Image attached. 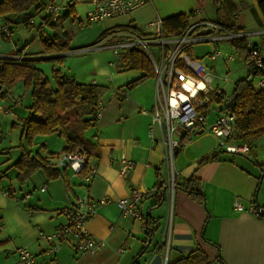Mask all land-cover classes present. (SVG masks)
Listing matches in <instances>:
<instances>
[{
    "label": "crops",
    "instance_id": "crops-1",
    "mask_svg": "<svg viewBox=\"0 0 264 264\" xmlns=\"http://www.w3.org/2000/svg\"><path fill=\"white\" fill-rule=\"evenodd\" d=\"M61 1L63 3L64 0ZM230 1L234 24L239 29V32L231 33L236 37L245 35L249 45H256L264 55V15L257 5V0ZM184 2L183 0H149L132 11L129 20L136 25L140 23L137 26L143 28L148 21L155 18L162 19L177 13L201 14L203 11L201 0H192L198 2V5L191 3L187 8ZM35 6L25 13L9 15L6 24L3 21L4 17L0 15V58L15 57L10 53L16 50L20 51L19 56L33 59L35 62L50 58L52 59L49 61L50 70L57 68L63 77L77 82H98L105 85L107 90L102 96L101 114L96 119L95 126L84 132L89 141L88 145L91 146L86 158L88 169L93 168L89 178L79 171L74 173L70 166L58 167L60 158L65 153L62 152L65 142L56 134L57 132L35 135L32 146L24 147L32 156L46 157L49 153H57L54 158H49L47 161L57 168L58 175L51 176L43 169H38L29 178L30 180L33 178L31 186L27 178L24 182H19L16 189L11 185L12 180L15 179L9 177L10 184L0 187V251L6 254L5 258L11 257L15 261L18 260L15 264H23L15 250L19 247H27L35 256L33 264H54V261L62 264H130L131 259L145 244V221H140L132 215H123L114 200L128 196L132 188H138L144 192L139 207L144 217L146 211L150 210L149 216L158 220L157 230L150 238V242L145 245L147 250L139 259L142 264H168L188 254L197 245L205 251L210 264H264V218L257 216L256 208L251 209L252 203L255 207L257 181L259 182L261 178L257 177L261 176V166L257 163L264 162V148L254 150L248 142L235 140V144H247L249 150L246 153H233V155L224 153L215 160L199 163L203 154L217 150L219 147L224 149L220 146L219 138L215 137L207 127L211 121L208 120L209 115L216 116L226 105L215 102L204 124L192 131V139L183 147L178 146L177 150L175 148L172 168L173 171L175 170L177 186L173 193L172 211L169 215L166 188L169 172L163 156L165 152L163 133L152 118L155 73L131 88L126 87L127 83L136 80L143 72L126 67L123 50L114 54L113 44H103V41L109 42L113 37H116L114 42L124 39L126 35L124 31L109 33L103 41L101 39L97 44L83 48L67 43L71 49L62 52L63 54L44 56L41 54V33L43 31L52 35L56 29L53 31L46 27L41 31L37 28L42 13H37ZM221 12L222 17H228L231 13L225 10ZM28 16H30L28 22L31 24L25 23L24 19ZM194 18L195 20H190L189 14V23L203 20L211 22L216 20V13L214 12V19L198 16ZM103 21L93 22L98 28L101 26V32L108 29ZM4 24L10 30L8 35L1 31ZM119 35L122 38L118 39ZM199 43L203 48L198 50V55H195L193 52L195 43L192 44L188 50L190 58H197L198 63L210 71L212 74L210 85L213 88L230 95L234 82L247 74L249 66L239 59L238 62H242L239 65L243 66L231 68L230 62L236 59L233 58L235 51L228 39ZM102 47L109 48L113 58L106 61L99 56L102 52L92 53L95 64L90 68L89 74L73 72L69 67V72H66L64 64H59L61 60L58 63L55 59L58 56ZM213 52H216V55L211 59L209 55ZM36 66L45 73L41 66L38 64ZM223 68L226 72L229 71L228 74L234 71L231 79L225 75V77L219 76L218 73ZM259 80L264 81V77L261 76ZM259 80L254 81L252 87L264 89V85H260ZM21 83L22 80H19L17 82L19 86L13 87L4 99H0V102H4L3 111L11 114L9 123L20 127V135L22 129L19 119L28 114L27 107L31 103L30 93L23 91ZM226 85H232L230 90L225 89ZM200 129H202L201 133H194ZM20 135H18L19 140ZM17 145L9 146L14 149L8 146L0 148V153L7 156L8 167L15 173L17 168L14 161L21 152ZM256 145H261L259 140ZM250 151L253 152V157L250 156ZM126 159L131 161L132 165L128 174L123 176L118 170V163ZM191 177L194 186L203 193L204 202L193 198L180 185L184 179ZM41 187L44 189L41 190ZM163 190L164 198L157 206L155 193L157 191L162 198ZM259 194L260 190L257 192V203L261 206L264 205V196L261 199ZM79 197L109 199L85 222V228L90 236L103 241L102 247L94 253L76 251L73 249L74 239L68 235L59 240L58 248L54 253H48L46 249L49 248V243L39 238V232H52L65 223L66 217L61 210ZM235 199L240 201L242 209L234 207L232 203Z\"/></svg>",
    "mask_w": 264,
    "mask_h": 264
},
{
    "label": "trees",
    "instance_id": "trees-1",
    "mask_svg": "<svg viewBox=\"0 0 264 264\" xmlns=\"http://www.w3.org/2000/svg\"><path fill=\"white\" fill-rule=\"evenodd\" d=\"M46 0H0V15L4 17L5 24L8 23L7 17L19 13L27 12L32 6H35L37 13H42L41 19L47 21L46 16L42 12L43 4ZM215 6L216 20L213 21L218 25L219 31L223 32H239L237 26L234 24L235 20L232 17V3L230 0H211ZM257 5L264 15V0H257ZM230 13L228 17L220 16L221 11ZM74 16L73 4H68L58 17L57 21H47V27L51 30H55L57 23L63 19ZM189 14L177 13L161 19L163 35L165 36H180L188 28L190 24L188 21ZM74 18V17H73ZM30 16L25 20L28 24ZM31 24V23H29ZM46 29V28H45ZM43 30V29H42ZM41 30V31H42ZM116 31H124L136 34L138 36H146L147 33L143 28H139L136 24L129 21L125 25H115V27H109L104 29L98 36L96 42H92L91 46L97 44L98 41L103 39L109 33ZM70 36L66 32L64 37H60L59 33L55 32L52 35L46 32L41 33V54H57L66 52L71 49L67 43H69ZM235 53L241 57L243 62L248 66V72L245 76L237 79L228 100L232 99V103L229 106L228 100L224 109L233 111L235 115V140H241L242 142H248L249 138L264 137V89H255L252 87V83L257 76L264 77V66L256 68L251 64L250 48L257 47L256 45L249 46L247 37L233 36L228 39ZM85 46V47H86ZM84 47V46H83ZM18 57L19 50L10 53ZM123 60L126 62L129 68L138 69L143 74L127 83L126 87L131 88L138 82L153 76L154 69L151 66L150 60L142 54L138 49L130 48L124 51ZM15 57H3L0 58V99H4L9 91L15 86V84L22 80L23 91H29L31 97V103L27 107L28 114L24 117H20L19 123L21 125V137L18 147L21 150L19 157L14 161L18 172L16 173L20 183L24 182L29 176L32 175L38 169H43L45 173L51 176H57V168H54L49 158H54L57 153H49L46 157L31 155L30 151L24 149V147H31L35 135H47L57 132L60 137L64 139L65 145H63L62 152L71 153L75 151H82L86 154L90 153L89 141L85 136V131L93 128L96 124V113L99 106L102 105L101 99L107 90V87L103 84L96 82H77L74 79L65 78L61 75L60 70L57 68L51 69V75L54 85L50 83L49 78L45 75L42 69L35 65L33 59H27L23 56L19 59ZM62 57L58 56L55 59L60 61ZM50 59V58H49ZM264 65V60L261 61ZM192 139V132H184L180 137L179 147H183ZM228 153L227 150L221 149L214 150L210 153L203 154L199 159L200 164L204 162L215 160L219 158L221 154ZM261 166V171L264 170V162L257 163ZM88 162L79 171L80 173L87 174ZM258 179L260 175L257 176ZM175 181V180H174ZM193 178L184 179L180 184L184 189L188 191L190 195L196 200L204 202L205 197L198 187L194 186ZM179 185V184H178ZM258 185V181H257ZM177 183L175 181V187ZM158 191V190H157ZM155 193L157 201L161 200V195ZM264 208V205H261ZM257 216L264 218V211L257 212ZM146 228L145 244L139 250V252L131 259L132 264H142L141 256L146 252L148 239L153 237L154 232L158 227V220L152 216H145L143 219ZM1 221V216H0ZM1 226V222H0ZM1 228V227H0ZM159 248L161 246L159 245ZM168 264H210L209 258L205 251L197 245L188 254L178 257L176 260L169 262Z\"/></svg>",
    "mask_w": 264,
    "mask_h": 264
},
{
    "label": "built area",
    "instance_id": "built-area-1",
    "mask_svg": "<svg viewBox=\"0 0 264 264\" xmlns=\"http://www.w3.org/2000/svg\"><path fill=\"white\" fill-rule=\"evenodd\" d=\"M76 0H67L65 4L57 0H46L42 7V12L47 21H57L62 11L68 4H74ZM149 0H86L91 6L86 11V20L89 23L103 21L113 17L126 15L143 6ZM47 21L39 19L37 28L44 30L47 27ZM162 22L160 18H155L147 22L144 28L146 36H138L126 32L124 39L117 41L112 45L114 54L119 50L138 49L151 62L156 76L155 98L153 103V122L160 126L163 133V143L165 146L164 159L166 160L169 177L166 188L168 189V214H171L173 205V193L175 190V175L173 171V154L176 146L180 144V137L184 132L200 127L206 121L207 114L215 102L227 104L228 95L220 89L213 88L210 85L212 74L204 69L197 58L189 57V48L194 43L208 40L229 39L234 35L231 32L219 31L218 25L213 21H198L190 23L188 28L180 36L163 35ZM203 28H210L211 32L201 34L199 31ZM3 34L10 32L7 25L1 28ZM248 42V41H247ZM249 44V43H248ZM154 45L155 48H150ZM251 46V45H249ZM251 64L256 68H261L264 55L257 47L250 48ZM216 52L209 57L215 58ZM22 56L15 57L19 59ZM181 63V64H180ZM259 84L264 85V81L259 80ZM96 117L99 118L102 107L99 106ZM225 107V106H224ZM220 110L214 115V118L208 125V130L220 141V146L231 153H246L249 146L245 143L235 144V115L229 109ZM2 109L1 111H3ZM5 112V111H3ZM87 156L82 151L64 153L60 158L58 167L64 165L70 166L73 172L80 171L87 163ZM119 171L125 176L130 171L132 165L129 160L119 161ZM93 168L87 171L85 177L89 178ZM44 187H41L43 190ZM144 192L138 188H132L128 196L114 200L123 215H132L142 221L144 213L141 211L140 203L144 198ZM109 199L102 197L100 199H90L79 197L73 203L66 206L62 211L66 220L54 231L45 233L40 231L39 238L45 239L49 243L46 251L54 253L58 248V242L62 238L70 235L73 237V249L79 252L94 253L103 245V241L96 240L85 228V222L88 221L96 209L107 203ZM234 207L242 209L240 201L234 200ZM251 209L255 210L254 204ZM23 264H33L35 262L34 254L27 247H19L15 250ZM54 264H62L54 261Z\"/></svg>",
    "mask_w": 264,
    "mask_h": 264
},
{
    "label": "rangeland",
    "instance_id": "rangeland-1",
    "mask_svg": "<svg viewBox=\"0 0 264 264\" xmlns=\"http://www.w3.org/2000/svg\"><path fill=\"white\" fill-rule=\"evenodd\" d=\"M57 1L59 3H62L61 0H57ZM66 1L67 0H64L63 4H65ZM174 1H179V0H174ZM183 1H185L184 3L186 4V8H187V6L191 5V3L195 6H196V4L198 5V2L197 3L192 2V0H183ZM194 1H196V0H194ZM201 2H203L202 3L203 4V11H201V14L200 13L194 14V13L189 12L188 14H190V20H195L194 16L207 17L210 19H214V12L213 11L215 10V6L211 2V0H201ZM201 7H202V5H201ZM90 8H91V6L89 4H87L86 0H76L75 3L73 4L74 16H71L69 18H66V19L59 21L57 23V27H56V30L54 32L60 33L59 35L62 38L64 37V33L66 32L67 34H69V36H71V39L69 40V44L77 46L79 48H83V46L90 45L92 42H96V40H97V38L101 32V30H100L101 26H99V28H98V26L96 24L89 23L86 20V18H85L86 11ZM129 14L113 17V18L104 20L103 22L105 23V26L107 28L113 27V26L115 27V25H120V26L125 25L130 21L129 20L130 19ZM146 21H144V22H146ZM193 22L194 21H191V23H193ZM139 24L140 23H138L137 25H139ZM117 32H122V31H117ZM118 34L119 33H116V35H118ZM120 38H122V37H120V35H119L118 39H120ZM103 40L104 39H102V41ZM114 41H116V37L110 38L109 42L103 41L104 43L103 42L102 43L105 45L106 44L111 45V44L117 43ZM199 44H201V43H195V46L193 48V50H194L193 52L195 55H198L199 54L198 50L203 48V47H200ZM150 48L154 49L155 46L150 45ZM97 51L102 52L101 54H99V56H101L103 60L107 61L109 58L110 59L113 58L111 50L109 48L102 47V48H99L96 50H86L84 52H75V53H72L71 55L69 54L66 56H62L60 63H59V61H57V62L59 64H61V63L64 64V66H65L64 70L66 72H69V70H68V67H69V68H71L70 70L73 72H81V73L89 74L90 70H91L90 68H92L93 64H95V60L91 55H92V53L97 52ZM189 57H190V54H189ZM224 57H225V55H224ZM233 58L236 60L234 62H230L229 65L231 66V68H233V69H235L236 67L241 68L243 65H239V63H242V62H238L239 59L241 61H243L241 59V57H239L235 53L233 55ZM50 60H52V59L38 60L34 63H35V65L38 64L39 66H41L44 69L46 76L49 78L50 83L53 85L52 75H51V70H50V62H49ZM230 66H229V68H230ZM228 73H229V71L226 72L225 68H223V69H221V71H219L218 74H219V76H223V77L227 76V78L231 79L234 71L232 70L230 74H228ZM93 77L97 78L96 76H93ZM260 78H261V76H257L254 79V81L256 82ZM232 82H231V84H232ZM15 86L18 87L19 85L16 83ZM231 86L232 85H230V86L226 85L225 89L230 90L229 88ZM17 90H19V89H17ZM2 104H4V102H0V121H1L0 122V148H2L4 146L9 147L12 145H17L20 142L19 136H18V135H20V127L14 126V124L9 123L10 122L9 119L11 118L10 117L11 114H9L8 112L6 113V112L1 111L3 109ZM213 117H214V115L210 114L208 120L212 121ZM16 127H18V128H16ZM258 140L261 144L259 146L256 145L258 143ZM261 141H264V137L259 136V137H254V139L253 138L248 139L249 145L254 150L255 149L262 150V148H264V142H261ZM12 147H14V146H12ZM12 147H9V148H12ZM53 147H55V146H53ZM12 149H14V148H12ZM250 156L253 157V152H251V151H250ZM6 158H7V156L5 154L0 153V187L8 186L11 182L9 180V177L10 178L12 177V179H15V180H12L11 185H13L12 187L16 188V186H18L20 184L19 180L17 178V175H16L18 170L16 173L13 170H10V168L8 167V163L6 162ZM14 173H15V175H14ZM33 175H34V173L31 176H33ZM31 176H29L28 179ZM261 177H262L261 178V185H260L258 190H260L261 199H262V196H264V176H261ZM16 180L18 182H16ZM31 180L29 179L30 186L32 185ZM5 255L6 254L4 252L0 251V264H15L18 261V260H16V261L13 260V258H11V257L6 259Z\"/></svg>",
    "mask_w": 264,
    "mask_h": 264
},
{
    "label": "water",
    "instance_id": "water-1",
    "mask_svg": "<svg viewBox=\"0 0 264 264\" xmlns=\"http://www.w3.org/2000/svg\"><path fill=\"white\" fill-rule=\"evenodd\" d=\"M209 32H211V29L210 28H203V29H201L200 31H199V33H201V34H204V33H209ZM59 54H63V53H59ZM232 99H230V100H228V105L230 106L231 105V103H232V101H231ZM202 132V129H200L199 131H197V132H194L195 134L196 133H201ZM178 149V146H176V150ZM261 176H264V170H262L261 171ZM260 176V177H261ZM262 178V177H261ZM261 178L259 179V182H258V186H257V188H256V191H255V208H256V211L259 213H261V211H264V208H262L258 203H257V192H258V189H259V187H260V184H261ZM164 190H163V192L161 193L162 194V198H161V200L159 201V203L157 204V206L158 205H160L161 204V202H162V200H163V198H164ZM145 215L146 216H149V215H151L150 214V210H148V211H146V213H145ZM150 242V238L148 239V243ZM147 243V244H148ZM130 264H132V263H130Z\"/></svg>",
    "mask_w": 264,
    "mask_h": 264
}]
</instances>
